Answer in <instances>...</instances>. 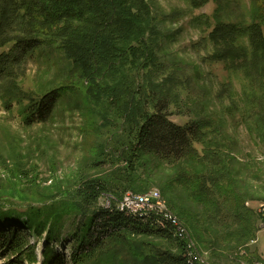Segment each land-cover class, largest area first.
I'll list each match as a JSON object with an SVG mask.
<instances>
[{
  "label": "rangeland",
  "instance_id": "obj_1",
  "mask_svg": "<svg viewBox=\"0 0 264 264\" xmlns=\"http://www.w3.org/2000/svg\"><path fill=\"white\" fill-rule=\"evenodd\" d=\"M147 1L157 17V61L150 70L137 71L132 77L139 92L149 81L165 91L174 123L207 125V136L195 143L198 159L171 166L146 155L130 168L123 145L129 129L127 115L109 90L115 84L112 67L98 71L92 79L70 74L73 68L64 54L45 46L19 70V86L38 99L62 87L69 91L46 124L32 127L25 126L20 105L7 109L0 102V195L33 200L36 207L43 204V210L53 212L59 202L71 200L85 179L105 180L114 187L118 197L111 194L99 202L107 209L121 210L120 203L129 194L157 191L160 200L155 204L180 221L200 264H264V222L255 212L264 203V68L253 62L244 71L238 65L242 59L236 61V68L214 61L215 45L209 40L219 23L251 25L257 16L254 0H208L199 7L191 0ZM203 17L209 18L208 24H195L196 18ZM262 30L264 35V24ZM236 45L251 51L248 38ZM9 50L2 49L0 54ZM206 167H216L221 180L216 183V195L201 201L194 189L200 181L188 180L184 174L203 173ZM51 195L56 198L47 202ZM240 203L252 216L235 218L232 213L239 212ZM19 205L21 211L28 208ZM80 220L66 216L61 223L63 236L76 230ZM252 225L253 237L247 230ZM139 241L170 249L166 242ZM36 243L44 248V242L32 238L31 244ZM53 246L70 257L73 248L66 241ZM12 261L18 264L15 255L0 248V264Z\"/></svg>",
  "mask_w": 264,
  "mask_h": 264
},
{
  "label": "trees",
  "instance_id": "obj_2",
  "mask_svg": "<svg viewBox=\"0 0 264 264\" xmlns=\"http://www.w3.org/2000/svg\"><path fill=\"white\" fill-rule=\"evenodd\" d=\"M207 1L191 0L196 7ZM254 5L257 16L251 25L219 23L210 33L214 61L236 68V61L242 59L238 65L245 67L244 71L250 70L248 65L253 62L264 68V0H254ZM203 18H196L195 24H208L209 18ZM156 21L147 0H0V50L10 47L0 54V102L7 109L20 105L26 127L46 124L69 89L62 87L34 98L19 86L18 72L37 51L56 47L73 68L70 74L92 79L98 71L112 67L110 75L115 84L109 90L127 115L129 129L123 145L130 168L146 155L171 166L197 160L195 143L203 142L207 125L202 121L185 126L174 123L165 91L149 81L139 92V84L133 79L137 71L150 70L157 61ZM107 34L110 37L105 38ZM243 38L249 39L250 53L236 45ZM215 169L206 167L203 173L184 174L188 180L200 181L194 189L201 201L216 195V183L221 178ZM111 194L118 197L105 180H81L71 200L59 202L53 212L43 210V204L36 207L33 200L0 195V248L15 255L18 264H200L194 261L181 225L157 211L133 214L116 206L101 207L100 200ZM55 198L48 196L47 202ZM19 203L27 205V210H19ZM244 206L240 203L239 212L232 213L235 218L252 216ZM66 216L74 217V222L81 217V223L63 236L61 223ZM247 230L253 237L254 226ZM32 238L44 242V248L31 244ZM140 239L166 242L170 249ZM62 240L73 248L69 258L53 246Z\"/></svg>",
  "mask_w": 264,
  "mask_h": 264
},
{
  "label": "built area",
  "instance_id": "obj_3",
  "mask_svg": "<svg viewBox=\"0 0 264 264\" xmlns=\"http://www.w3.org/2000/svg\"><path fill=\"white\" fill-rule=\"evenodd\" d=\"M158 200H160V193L155 191L151 192L150 194H145V195H127L125 199L122 200L120 203V208L122 211H128L133 214H140V213H147V212H153L157 211L161 214H164L165 216L172 218L174 222L178 225L182 224L180 221L174 217L172 214H170L168 211L162 210L161 208L158 207ZM158 202L155 204V202ZM248 207H251L250 204H247ZM256 213L261 217L262 221L264 222V203H261L257 205ZM182 232L186 235L185 230L182 226ZM188 239V238H187ZM189 242V241H188ZM255 242H253L254 244ZM190 247L192 248L191 244L189 243ZM193 251V249H192ZM194 253V251H193ZM194 255V261H197L199 263V258L196 255ZM242 264H261V263H249V262H243Z\"/></svg>",
  "mask_w": 264,
  "mask_h": 264
}]
</instances>
